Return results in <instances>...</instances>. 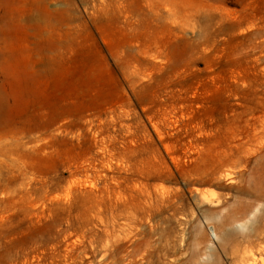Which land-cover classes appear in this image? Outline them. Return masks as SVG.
I'll use <instances>...</instances> for the list:
<instances>
[{"label": "rangeland", "instance_id": "rangeland-1", "mask_svg": "<svg viewBox=\"0 0 264 264\" xmlns=\"http://www.w3.org/2000/svg\"><path fill=\"white\" fill-rule=\"evenodd\" d=\"M0 264H264V0H0Z\"/></svg>", "mask_w": 264, "mask_h": 264}]
</instances>
